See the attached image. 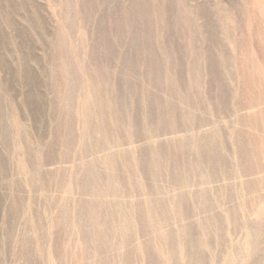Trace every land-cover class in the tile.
Segmentation results:
<instances>
[{
    "label": "bare ground",
    "instance_id": "obj_1",
    "mask_svg": "<svg viewBox=\"0 0 264 264\" xmlns=\"http://www.w3.org/2000/svg\"><path fill=\"white\" fill-rule=\"evenodd\" d=\"M119 1L108 14V0L103 12L81 0L86 24L100 13L84 145L103 155L79 182L90 198L77 201L74 264H264V0ZM61 42L53 79L67 115L53 145L67 160L76 75Z\"/></svg>",
    "mask_w": 264,
    "mask_h": 264
},
{
    "label": "rangeland",
    "instance_id": "obj_2",
    "mask_svg": "<svg viewBox=\"0 0 264 264\" xmlns=\"http://www.w3.org/2000/svg\"><path fill=\"white\" fill-rule=\"evenodd\" d=\"M68 1L73 12L67 11ZM109 1L108 14L120 3ZM219 1L243 6V0H180L193 7L215 6ZM96 3L100 12L106 10L103 0ZM99 14L86 24L81 0H0V264H74L85 249L75 215L77 201L89 196H83L78 187L88 164L103 155L87 154L84 145L88 135H84L83 103L89 95L85 65L98 34ZM68 18L75 26L68 25ZM60 40L76 75L75 97L69 105L76 142L67 160L62 158L64 148L53 145L62 131H57V123L65 122L67 115V107L56 104L53 79ZM93 142L89 138L90 146ZM110 174L111 170L108 181ZM105 182L107 178L100 180ZM64 211L70 215L61 223ZM138 239L146 243L149 236Z\"/></svg>",
    "mask_w": 264,
    "mask_h": 264
}]
</instances>
